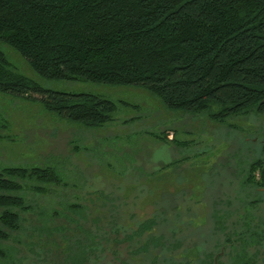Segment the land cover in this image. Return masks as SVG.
I'll use <instances>...</instances> for the list:
<instances>
[{"label":"trees","instance_id":"obj_1","mask_svg":"<svg viewBox=\"0 0 264 264\" xmlns=\"http://www.w3.org/2000/svg\"><path fill=\"white\" fill-rule=\"evenodd\" d=\"M0 44L13 49L47 80L149 90L158 98L153 99L157 115L152 118L148 111L147 119L169 116L178 125L158 135L147 127L146 144L150 136L167 141L166 133L172 132L173 147L187 146L181 147L186 157L171 166L187 169L184 183L198 172L188 163L193 146H198L199 157L220 155L207 169L208 175L203 173L209 179L196 201L212 203L208 215L214 221L213 234L221 237L204 257L199 249L191 250L194 262L166 257L165 264H264V198L248 190L264 192V157L255 156L256 149L250 148L245 158L243 148L237 146L238 135L228 137L230 131L242 132L248 121L264 115V0H0ZM0 92L41 102L72 127L88 130L97 148L102 146L99 129L118 120L132 125L140 119L118 118L121 106L142 108L99 95L45 89L18 71L2 49ZM0 139L13 141L4 133ZM253 142L263 146L264 154L262 136ZM78 148L89 153V159L101 158L90 148ZM46 152L40 154L47 166L0 169V264H100L101 253H117L112 192L107 195L96 188L85 194L81 188H94L93 175L85 174L68 154ZM140 152L132 155L138 163ZM138 163L135 174L145 170ZM106 166L102 168H113L111 163ZM257 171L260 182L255 181ZM214 172L218 186L209 190ZM231 184L239 185L242 193L228 191ZM101 200L104 206L112 204L110 214H105L107 228L99 225ZM66 226L78 232L67 250L59 240L48 239ZM154 226L153 221L138 224L123 238L115 235L116 243L145 237L141 253H160L164 235L152 236ZM170 244L167 251L182 248L183 240Z\"/></svg>","mask_w":264,"mask_h":264},{"label":"rangeland","instance_id":"obj_2","mask_svg":"<svg viewBox=\"0 0 264 264\" xmlns=\"http://www.w3.org/2000/svg\"><path fill=\"white\" fill-rule=\"evenodd\" d=\"M0 49L6 53L18 71L36 81L45 89L72 94L87 93L99 95L117 103L125 101L132 105L142 106L140 110H125L121 106L116 114L118 118L122 117L121 120H123L137 115L140 119L132 125H123L122 121L118 120L119 122H115L111 126L99 129L97 131L98 141L101 142L102 146L97 148L95 147L94 135L92 140V135L88 130L72 127L71 124L63 121L59 115L46 110L41 102L0 92V133H4L5 136L11 137L13 140L0 139V169L7 166H47L49 162L40 153L43 152L44 155H47L48 152L46 151H55L56 153H64V155L68 154L72 163L81 165L85 174H92L96 179L93 184L94 188L86 186L81 188L82 192L85 194L87 192H95L94 189L96 190V188L103 190L107 195L112 192L113 205L116 207L112 209L111 216L119 232L117 233L118 235L113 233L112 239L114 240L113 246L117 253H114L113 256H111V253L106 255L101 253L100 264H165L163 261L166 257L169 259L175 257L177 260L194 262L195 258L194 255L190 254L191 250L199 249L201 257H204L205 253L213 249L221 235L219 234L216 237L213 234L214 221L212 222L208 215L209 211H213L210 206L212 203L209 202L210 205H208L206 202L200 203L196 200L200 199L199 193H202L205 182L209 179L203 173L208 175L207 169H209V166H214L220 155L210 153L207 157L205 155L199 157L197 154L198 146H193L188 151L192 153V159L188 163H193L191 165L195 166L198 172L184 183L182 178L184 173L185 176H188V172L184 171L187 169L183 168L180 170V166H171L177 160L181 161L182 158L186 157L184 156L186 153L181 151V147L186 149L187 146L179 145L178 147H173L171 142L174 141L175 134L172 132L166 133L167 141L150 138V136L146 144L145 133L147 127L149 132L158 135L170 125H178V121L175 122L169 116L158 121H156L158 118L155 121L147 119L146 112L148 111L152 113V118L157 115V110L153 106V99L158 98L150 93L149 90L137 86H111L47 80L33 72L25 59L13 49L2 44H0ZM146 106H148V109H146ZM165 112L169 114L168 110ZM248 122L241 128L242 132L233 130L228 133V130H226L228 137L238 135L237 146L243 148L245 158L249 155L248 150L250 148L256 149L255 156L264 157L261 150L263 146L256 145V142H253L259 136L264 139V115L258 116L253 123ZM227 126L228 124L225 127L226 129L229 128ZM255 133L258 134L257 137H255ZM130 134L133 136H129ZM117 135L119 137H115ZM220 137L225 138L224 135H220ZM80 145L83 148H90L94 156H100L101 158L89 159V153L78 148ZM146 146L148 147L147 151ZM138 151H143L137 157L139 158V163L132 156ZM181 152L183 153L180 154ZM108 163H111L113 168L111 170L103 169L102 166L106 168ZM137 163L140 166L144 165L145 170L135 174ZM182 163L185 164L186 162ZM91 165L94 168L89 167ZM96 165H102L101 170L99 169L102 173L96 168ZM167 166L170 168H167ZM105 171L111 173V175ZM145 171L147 174H144ZM67 172V170L64 171V174ZM215 173L211 174L212 178L208 183L209 190L217 189L218 181H215ZM222 180H225V176H223ZM71 181L75 183L73 178H71ZM239 181L242 180L240 179ZM255 181H261L259 171L255 173ZM79 182L81 181L79 180ZM80 185L81 183H79ZM183 188L184 190H182ZM239 188V185L234 186L231 184L227 190L230 192H232V189L233 191L237 190L241 194L242 190H239ZM248 190L253 192L255 197L262 196L264 198V192H260L256 188ZM193 194L194 200H192ZM104 203L105 201L103 200L99 202L98 212L102 218L99 225L102 228H107L108 223L105 220V214H110L109 209L112 204L111 206H104ZM193 220L198 222V224H195ZM146 221H153L155 224L152 236L156 235L159 237L164 235L163 246L159 250L160 253L154 250L149 253H141L140 248L143 246L145 237L140 238V240L137 237L128 244L120 245L116 243L115 235L123 238L126 232L136 230L138 224ZM204 221H206V224L200 223H204ZM75 229L74 227L66 226L63 230L50 233L48 239L59 240L63 244L62 248L66 249L76 242L73 239H76L78 232H72ZM148 235L146 233V239ZM180 239L183 240L182 248L171 251L166 250L167 244L170 247L172 245L170 243H176ZM222 241L224 244V240ZM52 245L60 248L58 244ZM75 253L77 252L75 251ZM220 253L222 258L225 259L224 252L220 251ZM159 254H162V256ZM217 256L218 254L216 253L215 259Z\"/></svg>","mask_w":264,"mask_h":264}]
</instances>
